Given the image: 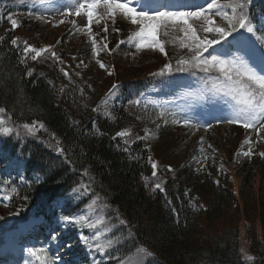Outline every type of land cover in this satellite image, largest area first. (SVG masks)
<instances>
[{"label":"trees","instance_id":"16d2710c","mask_svg":"<svg viewBox=\"0 0 264 264\" xmlns=\"http://www.w3.org/2000/svg\"><path fill=\"white\" fill-rule=\"evenodd\" d=\"M30 1L19 4L0 0V37H7L0 44V106L6 107L8 116L16 123L35 120L43 122L45 130L39 133L41 140L0 138V180L14 181L13 186L18 187V192H14L0 183V226L10 218L19 221L33 215L47 220L50 214L63 216L83 212L94 197L88 193L82 199L73 198L71 189L78 187L79 181L90 183L102 202L109 205L113 216L118 213L127 222L122 236L127 242L113 251L112 257L125 260L135 253L133 249L138 244L153 254L148 264H264V158L259 155L252 159L238 157L226 171L212 165L202 179L189 168L181 167L173 175L175 179L173 176L165 179V191L155 190L145 144L134 140L126 145L116 133L124 131L131 123L124 109L130 100L143 93L144 88L137 82L160 76H150L152 68L129 69V77L135 72H147L146 77L123 80L136 81L138 85L120 87L115 92L120 94L118 98L104 104L100 98L102 92L100 94L91 80L72 77L75 83L68 80V85L64 86L63 78L57 75L49 60L41 67L31 60L27 66L20 63L18 50L10 45L11 38L19 37L22 43L27 40V33L36 35L44 30L34 21L27 22L29 17H20L29 12L23 7H28ZM13 13L21 26L9 31L7 16ZM250 15L253 19H264V0H252ZM118 21L121 23L116 27L122 31L115 33L117 42L132 30L128 22ZM76 35H70L65 43L67 48L77 43ZM101 37L98 35V40ZM82 40L78 42L75 57L91 62L88 47ZM175 46L166 48L168 55L162 61L174 62L187 54L179 44ZM26 68L34 71L33 76L26 74ZM160 81H167V75L156 83ZM61 87L67 91L61 93ZM80 88L84 89L83 95ZM97 105L99 111L93 112L92 108ZM53 134L66 148L70 165L55 154ZM17 161L24 181L12 169ZM85 170H88L87 176L83 175ZM38 174L41 183L29 185ZM25 194L28 199H21ZM5 195L15 198L6 201L3 200ZM60 199L66 202L61 211L55 212V204ZM242 215L247 222L253 256L250 263L241 260L239 251ZM108 259L103 264H117V259Z\"/></svg>","mask_w":264,"mask_h":264},{"label":"snow or ice","instance_id":"6c2138e0","mask_svg":"<svg viewBox=\"0 0 264 264\" xmlns=\"http://www.w3.org/2000/svg\"><path fill=\"white\" fill-rule=\"evenodd\" d=\"M25 0H18L19 4H23ZM133 0H71V4L64 11L56 9L58 16L52 17L50 20L41 15L36 17L44 23L52 24L54 27L60 24H70L71 30L69 35L74 32L85 33L89 37L91 44V57L95 59L99 68L105 70L108 75L112 72L109 70L100 57L101 53L111 54L119 50L121 45L134 46L137 51L143 49H158L165 56L166 42L161 39L167 36L170 30L181 34L179 37V47L186 49L187 54L165 63L158 72H153V76H166L173 73H188L192 76L199 75L204 87L200 92V98L205 93H211L213 96H221L225 98L230 114L217 116L219 123H227L229 125H240L246 133L245 139L241 146V150L237 152V156L251 158L253 155H259L264 158V151L255 152L254 146L264 141V29L259 27L250 15V5L252 0H206L205 5L184 4L179 0H154V3L147 4L139 11L136 7H130ZM31 15V14H30ZM15 14L7 16V22L14 31L21 26L20 21L14 18ZM74 17V18H72ZM71 18V19H70ZM122 19L129 23L132 28L131 34L125 39L117 42L114 48H109L108 36L111 33L119 34L122 29L116 27L118 20ZM103 24L102 31L104 35L100 40L97 39L98 33L93 31V25ZM111 24V30L109 28ZM260 33V35H258ZM7 37H0V44ZM223 42V43H222ZM10 45L19 52V62L27 66V62L51 60L54 64L63 65L64 61L61 56L54 51L52 45L36 47L24 40L22 43L19 37L11 38ZM218 46V47H217ZM235 49V52H233ZM77 59V57H73ZM84 64V59L79 60L77 67ZM86 67V65H85ZM59 71L70 83H75L70 75V69L60 66ZM26 74L31 77L34 74L32 69L26 68ZM75 76H80V72H75ZM52 84V81H48ZM91 88V85L88 84ZM116 85L107 93L108 96L115 94ZM61 93H65L67 89L61 87ZM83 95L84 89H79ZM106 104L107 101H104ZM154 102H142L139 99L130 100L129 104L142 107L147 110L149 104ZM99 105L92 108L93 112L99 111ZM158 109L157 119L161 120L165 126L169 123L171 117L172 123L183 126L187 129L210 128L211 125L193 123L186 116L181 117L174 111H170L164 105H155ZM223 111V109H221ZM139 118V117H138ZM155 123V121H153ZM159 128L160 124L156 123ZM45 130V124L39 121H31L25 123H16L8 116V110L4 106H0V136L11 137L13 134L20 138L22 133L25 138L37 137V134ZM255 133V139L247 133ZM150 133L145 129L143 136H136V140L147 141ZM130 136L128 131H118L116 137L127 138ZM52 139L55 141L53 147L55 154L60 157L63 162L71 164L70 158L66 154V148L61 144L59 139L53 134ZM125 144L128 140L125 139ZM199 152L204 160H207V154L204 149V138L200 137ZM246 146V150H245ZM208 148H212L209 144ZM128 151L127 147L124 149ZM215 151V149H213ZM23 154V153H21ZM192 159L198 164L201 161L195 156ZM151 162V177L154 178L153 187L155 190L165 191L164 185L167 181L158 176V165ZM17 166L19 161L16 162ZM203 166V165H201ZM223 166L221 165V168ZM200 168L197 169L199 171ZM168 172H173L171 166L167 167ZM83 175H88L85 170ZM23 179V178H19ZM175 179V176H173ZM6 188L18 192V187H14V181L0 180ZM41 183L40 175H36L34 180L29 181L31 184ZM79 186H73L71 189L73 198H83L84 195L91 193L94 197L91 199L87 209L79 214L63 215L60 217L62 226L71 225L79 227L81 230L87 229L91 235L81 232L80 240L88 248L89 252L95 253L101 257L108 256L110 259H117V264H125L123 258L112 257L111 253L118 249L122 243L127 241L122 239L123 229L127 222L117 213L115 222L112 218L104 215L109 205L102 202V198L97 194L90 183L77 182ZM15 197L5 195L3 200L12 201ZM27 200L25 194L21 197ZM99 203L100 212H95V208ZM5 207L8 205L5 204ZM59 206V205H58ZM91 211L93 214H87ZM109 225H111L109 227ZM108 234H112L109 236ZM61 233L52 230L50 233V241L57 242ZM129 238L131 233H128ZM29 256L34 257L38 264H57L61 261L59 256H51L50 249L43 247L26 249ZM133 251L136 258L129 259L127 264H148V259L153 257L151 252L146 248L134 246ZM43 255V258L41 256ZM252 260L251 256L247 257ZM25 264H29L25 261ZM62 264V261H61ZM92 264H102L93 257Z\"/></svg>","mask_w":264,"mask_h":264},{"label":"rangeland","instance_id":"374dc122","mask_svg":"<svg viewBox=\"0 0 264 264\" xmlns=\"http://www.w3.org/2000/svg\"><path fill=\"white\" fill-rule=\"evenodd\" d=\"M12 1L14 3L18 2V0ZM122 2H124V0H122ZM161 2H165V0H161ZM179 2L189 5L198 4L206 6V0H179ZM151 3H154V0H133V3L129 6L136 7L139 11L145 5ZM70 4L71 0H31L29 2L28 7H23L24 10H29L30 12L24 13L20 16L21 18L29 17L28 19H26L27 22L34 21L37 25H42V28L44 29L43 32H39L36 35H30V33H27V37H25L27 38V41L29 43L36 47L52 45L54 51H56L61 56V59L63 58V65L54 64L51 60H49V64L50 66H53V68H55V72H57V75L63 78L64 86L68 85V79L65 78L63 74L59 71L60 66L65 67L66 70L70 69V75H72L73 78H82L94 82L100 94L102 92L103 95L104 92L109 90V87L112 85L113 82H119L134 77H146L145 75L147 72L142 74H138L137 72H135L131 77H129L127 76L129 69H136L141 71L142 69L146 70L147 68H152L153 70L149 73L151 76L153 72H158L159 69L163 67L162 64H164L165 62L168 63V60L162 61V58L165 57V55L163 53H160L158 49H143L137 51L134 46H131L132 49L129 50L127 49L128 45H121L119 50L112 52L111 54L103 53V55H100V57H98L106 65H108L109 70L112 72L111 75H108L105 70L99 68V66L95 62V59L91 57V44L89 42V37L85 33L74 32L73 34H77V38L75 39L77 43L67 48L65 43L68 42L70 37V24H60L59 26L54 27L52 24L44 23L36 18L38 16L43 15L50 20L52 17L58 16L56 9L64 11L65 8ZM31 17H33V19H31ZM118 23L121 22L118 21ZM99 26L94 24L93 31L95 33H98V35L103 36V24ZM109 28L111 30V24H109ZM180 36V33L170 30L169 34L167 36H162L161 39L166 42V48L171 49V47L176 48L175 45L179 44ZM38 38H40V40ZM81 38L84 39L85 42L83 40L82 41L88 47V57L89 59H91V62L84 61L83 65L77 67V64H79V60L81 58L77 57V59H73V57H75V54L78 49V42L81 40ZM108 41L110 49L116 46L117 37H115V33H111L110 31ZM123 46L126 47V49H123ZM65 51L66 53H64ZM46 61L48 60L36 61L34 63L39 64L37 66L41 67V64ZM115 66L116 69H114ZM126 71L127 73H125ZM75 72H80V76H75ZM159 80H163V76L149 77L145 81L137 82L144 88V91L143 94L137 97L136 99H139L142 102L152 101L154 103L149 104V108L147 110L143 109L142 107H137L130 104L127 108L124 109L131 117L130 125H128L127 128L124 130L130 132V136L127 138H123L124 141L125 139H127L128 142L136 140V136H143L145 134V129H147L150 135L147 141L142 142L145 144L149 152V156L152 158V161L157 163L158 176L163 180L173 176L181 167L189 168L195 173L198 178L201 179L207 175V172L210 170L212 165H215L216 167L225 171L227 169L230 170L234 162L236 161V158L238 157L237 152L241 150V146L245 139L246 133L240 125H229L227 123H219L217 121V116L230 114V110L228 109L227 104H225V100H222V97L220 96H213L211 93H205L203 98H200V92L203 88L199 87L193 91L192 104L190 105V103L187 101V99L189 98L187 93L183 92L179 94H172L165 86H162V84H160L159 87L154 86L152 84V82H158ZM138 84H136L135 81H131L130 83L125 84V86ZM184 87H186L185 84ZM107 93H105L104 96L100 95L102 102L107 101L111 103L116 98H118V95H120L119 93H115L114 95L108 96ZM205 97L209 98L210 100L209 103L206 102V105L205 103H203L205 102ZM196 100L197 102L195 103ZM155 105H164L170 111L176 112L178 116H186L187 118L191 119L193 123H199L204 125L210 124L211 127L207 129L200 128L199 130L187 129L183 126L173 124L171 117H169L168 125L165 126L161 120L157 119L158 109L155 107ZM221 109H223V111ZM153 121H155V123ZM156 123L160 124L159 128L156 127ZM39 133L36 137L37 140L42 139L39 136ZM247 135L252 136V138L255 139V133L249 132L247 133ZM200 137L204 138V149L208 157L207 160H204L201 153L199 152ZM0 138L6 139L9 137L0 136ZM11 138L16 139L17 137L15 136V134H13ZM20 138H25L23 136V133ZM209 144L212 145V148H208ZM213 149H215V151H213ZM263 149L264 141H260L254 146V151L257 153L262 151ZM193 156H195L198 160L201 161L200 165H198L192 159ZM255 156L256 155H253L251 158L248 159H252ZM221 165L223 166L222 168ZM168 166L172 167L173 172L167 171ZM14 167H17L16 163ZM198 168H200L199 171H197ZM15 171H17V175L21 177V170L15 169ZM85 200L88 199L85 198ZM61 204L62 202L60 201L58 204L59 206H57V208H59ZM95 212H100L99 203L95 208ZM79 213H81V211ZM87 214L92 215L93 213L91 211H88ZM104 215L106 217L112 218L113 222H115V217L109 209L105 210ZM52 220L53 221L48 224V228H50V230H46L45 234H47V237L42 242V244L35 245V243L28 241L30 243L29 248L39 249L43 247L45 249H50L51 256H59L61 258L62 264H92L93 257H95L97 261L104 262L108 260L107 255L101 257L99 255H96L95 253L87 251V247L80 240L81 232H76L75 235L71 237V242H74V245H68V241L65 240V235L70 232L69 229L67 231H65L64 229L66 227L70 228L71 225L62 226L60 219L54 218ZM41 223V221H33L25 226H21V237L23 236L22 238L26 239V233L32 230L36 231L34 228H36L37 225ZM110 226L111 225H109V227ZM246 227L247 222L245 220L244 215H242L239 222V251L241 260L245 263H250L252 260H248L247 257L251 256L253 258V256L249 249V238ZM52 230H57L59 232H62L63 230L65 232L61 233L60 238L57 242H51L50 233L52 232ZM258 232L260 233L259 227ZM108 235L111 236L112 234ZM11 236L13 235L6 234L2 237L1 240L3 242H9ZM17 236L19 237V235ZM76 250L79 253V256L72 257V254ZM5 252L7 254V248ZM27 254L28 253L26 251L24 257L25 259L22 261L14 260L15 262L13 264H25V261H28L26 257ZM41 256L43 258L42 254ZM28 258L30 260H33L34 264H38V261L34 257L28 255ZM135 258L136 253L132 254L131 256H128V258L124 260L125 264H127L129 259L134 260ZM61 261H58L57 264H61Z\"/></svg>","mask_w":264,"mask_h":264}]
</instances>
